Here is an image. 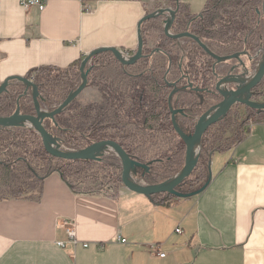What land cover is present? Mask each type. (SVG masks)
<instances>
[{
	"label": "crops",
	"instance_id": "1",
	"mask_svg": "<svg viewBox=\"0 0 264 264\" xmlns=\"http://www.w3.org/2000/svg\"><path fill=\"white\" fill-rule=\"evenodd\" d=\"M208 4L48 0L39 11L25 8L20 0H0V85L11 76L66 71L102 48L132 56L144 17L180 7L184 13L175 27L182 30L186 15L198 16ZM162 20L142 24L144 54L151 58L164 36ZM255 47L241 52V62L236 59L244 73L256 69ZM94 62L95 57L87 68ZM225 62L216 65L223 77L233 72ZM184 63L186 67V58ZM197 110L192 115L199 116ZM188 117L179 114L178 119ZM246 126L231 147L204 153L211 180L195 196L148 197L121 184L114 190L82 191L52 172L45 176L41 194L0 200V264H264V112L254 114ZM182 187L184 192L199 189L188 183ZM66 222L74 227L77 243Z\"/></svg>",
	"mask_w": 264,
	"mask_h": 264
},
{
	"label": "trees",
	"instance_id": "2",
	"mask_svg": "<svg viewBox=\"0 0 264 264\" xmlns=\"http://www.w3.org/2000/svg\"><path fill=\"white\" fill-rule=\"evenodd\" d=\"M211 1L209 0L206 9H209ZM259 2V0H236L230 4L231 9L221 16L205 17L204 20L199 21L191 20L189 31L198 35L211 50L219 55L229 56L243 51L250 52L257 42L259 45L261 43L264 45V41L262 42L264 36L261 35L264 31L263 26L261 27L262 16L258 12L261 9ZM183 13L184 11L179 7L176 20ZM186 16L190 18V15ZM218 26L219 28H216ZM173 31L179 32L175 26ZM161 46L163 54L160 58L152 60L142 58L135 63V65L143 64L144 71L126 87L116 84V81H98L92 78L98 69L118 62L110 52L95 55L87 86L97 87L102 100L82 106L75 99L55 117V121L47 119L46 127L58 143L72 149H83L96 141L114 139L131 156L142 162L145 158L136 155V147L132 143L137 140L131 141V138L149 137L151 144L165 140L167 153H160L152 158V161L157 163V169L176 166V163L180 161L181 145L184 148L185 143L172 124L168 104L169 94L173 89L171 81L180 78L182 74L186 75L195 86H206L213 91L216 86V77L212 70L217 61L195 41H191L189 51L187 50L189 61L183 70L178 71L179 55L174 50L176 40L164 36ZM102 57H104L103 60H101ZM81 62L82 60L66 71L45 69L28 76L39 86L42 105L51 104L54 98L62 97L64 101L79 86L81 73L76 67L79 68ZM122 67L129 68L131 65ZM56 79L63 81L64 90L56 92V89L52 87V81ZM252 92L253 101L264 102V79ZM10 99L11 96H7L6 93L0 96V116L10 111ZM242 107L244 110L242 113L236 112L235 130H229L231 123L228 118L231 112L207 130L201 141L202 149L198 165L184 183L191 184L196 189L204 185L208 177L209 162L203 158L204 153L231 147L246 132V122L254 114L264 112V110H254L247 106ZM190 109L191 107L185 108L186 111ZM179 125L186 132L194 129L193 125L188 128L180 122ZM160 137L162 138L157 141ZM94 164L99 165L102 171L106 172L107 178H110L108 182H113L114 185L121 183V168L116 171L112 165H108L103 160L68 161L51 156L45 150L40 135L34 129L27 127L0 129V169L7 168L11 180L9 195L3 196L0 200L41 194L45 176L52 172H60L70 183L74 181L83 184L89 177L85 174V169ZM73 176L75 180H71ZM98 177V174L94 173V178ZM78 189L91 191L92 188ZM160 195L164 194L153 197Z\"/></svg>",
	"mask_w": 264,
	"mask_h": 264
},
{
	"label": "water",
	"instance_id": "3",
	"mask_svg": "<svg viewBox=\"0 0 264 264\" xmlns=\"http://www.w3.org/2000/svg\"><path fill=\"white\" fill-rule=\"evenodd\" d=\"M179 11V7L176 9L168 8V9H160L156 13L148 15L144 17L138 26L139 32V45L136 53L130 58H127L123 55V52L115 47L111 48H102L93 51L88 54L81 62L80 65V73H81V82L79 86L55 109L51 111H46L41 107L39 103V86L33 80L28 77L23 76H11L5 79V81L0 85V96L4 93L9 92L8 88L13 81H17L20 84L25 86L24 92L20 95L16 100V108L13 112L7 115L0 116V129L4 128H15V127H30L40 135L42 139V143L44 145L45 150L51 156L68 160H96L101 161V154L107 148H112L119 155L122 166H121V183L129 190L146 195L148 197H153L159 194H169L171 196L177 198H187L191 196H195L201 193L208 183L211 180V174L209 175L207 181L202 185L199 189L184 192L180 189V187L184 184L186 179L190 177L193 171L196 169L202 149V138L207 130L220 120L224 119L235 106H247L254 110H264V102H256L251 99L252 91L262 82L264 79V47H263V56L259 65L254 70L252 76L250 78L239 77L233 75H227L221 77L216 82V87L214 91L215 96H219L221 100L206 112H204L195 123L194 129L191 132H186L177 120V114H182L184 116H188L187 113L184 112L183 109H175L172 106V96L175 93L173 91L169 96V105L172 113V123L175 131L179 135V137L185 143V157H184V166L182 169L172 178L161 181L154 182L151 184H143L137 182L132 175V171L137 172L138 170H142V176L145 177L146 173H150L151 164L143 163L138 159L131 156L126 149L116 140L114 139H103L100 141H96L89 146L79 149V150H63L61 145L58 143L57 139L51 134V132L47 129L45 121L47 119H51L55 121V117L61 113L73 100L77 99L78 96L83 92V90L88 85V77L91 71V67L87 66L93 60L94 56L103 53L110 52L113 56L123 65H133L140 59L144 58L146 55L144 54V38L142 34V24L151 18L164 17L165 18V27L164 33L166 36L171 37L173 39H181L183 37H189L195 40L200 46H202L206 51L213 56L217 63L230 61L234 59H238L241 62L240 54L236 53L229 56H220L213 52H211L208 47L201 41V39L189 32L184 31L181 33H172L171 27L173 22L177 18V14ZM259 14L264 19V0L261 2V9L258 10ZM168 14L171 15V18L168 17ZM244 65H240L242 67ZM215 68V67H214ZM234 69V68H233ZM232 69V70H233ZM233 83L235 86L233 88H227L228 84ZM176 85V83H173ZM190 84L185 86L183 89L188 87H192ZM31 93L34 100V112H22L21 111V103L20 99L23 96H27ZM28 124V125H27ZM199 146V150L197 151V147ZM138 171V172H139Z\"/></svg>",
	"mask_w": 264,
	"mask_h": 264
},
{
	"label": "rangeland",
	"instance_id": "4",
	"mask_svg": "<svg viewBox=\"0 0 264 264\" xmlns=\"http://www.w3.org/2000/svg\"><path fill=\"white\" fill-rule=\"evenodd\" d=\"M173 1V0H171ZM236 0H212L210 5H209V9L206 11V13L203 15L204 19L205 17H211V16H221L225 13V11H229L231 9L230 4L234 3ZM260 2H262V0H259ZM258 3L260 8H261V3ZM169 8H173V7H169ZM161 18V17H160ZM162 24L165 27V18L162 17ZM263 26L264 29V19L262 17V22H261V27ZM216 28H219L216 27ZM261 35L264 36V31L261 33ZM188 40L186 38H183V40L181 39L179 41V44L182 46L184 45ZM264 41V37L262 42ZM259 46V45H258ZM259 47H264V45L261 43V45ZM174 50H176V48H174ZM252 52V51H250ZM225 55H223L222 57H224ZM241 57L243 58L242 55H240V59ZM119 62V61H118ZM223 63V62H220ZM224 64H228V69H233V72H230L231 75L233 76H239V77H246V78H250L254 72V70L251 71H245V73L243 72V70L240 68V65H238L237 60H228L227 62H225ZM221 65V64H219ZM142 65H134V67L130 68L131 70L127 69V68H121L119 66V64H114V65H109V66H105L103 68H100L93 76V78L95 80L98 81H113L116 84L119 85H126L125 81H126V73L124 72L125 70H127L129 73H133V72H137L139 70H141ZM229 74V73H228ZM54 79V78H53ZM63 81H60L59 79L53 80L52 81V87H54L56 89V92L59 90H64L65 86L62 85ZM235 85L233 83L228 84L227 88H233ZM19 89L21 87V84L18 82H12L9 86V92L6 93L7 96L10 97V92L12 91V89L14 88ZM100 91H98L97 87L95 86H88V88H86L85 90H83V92L78 96L77 100L78 102L82 105L85 106L90 102H94L95 99L98 97H101ZM31 95V93H30ZM4 97H6L4 95ZM182 96H178V98H181ZM186 101L187 99H189L188 97H185ZM32 99V97H31ZM53 102L49 105H42L41 107L46 110H52L54 109L56 106H59L60 103L63 101L62 97L60 98H54L52 100ZM101 101V100H99ZM31 103V102H30ZM212 104V106L216 105L217 103L215 101H211L210 102ZM9 106H10V111L7 114H10L11 112H13L15 108V104H14V99H10L9 101ZM211 106V107H212ZM203 107V106H202ZM210 107V108H211ZM209 108V109H210ZM195 109V108H194ZM202 109V108H201ZM206 110V109H205ZM208 110V109H207ZM206 110V111H207ZM237 111H240L241 113L244 111L242 106H235L232 111H231V115L228 118L230 124V128L229 130H235L236 129V115H237ZM205 111H199L198 115H202ZM189 117V120L192 121H197L199 116H195L192 115V112H187ZM3 116V115H2ZM185 119V118H184ZM242 119V118H241ZM229 124V123H228ZM162 137L158 138L157 141H159V139H161ZM131 141L133 140H137L136 142H132L135 145V153L137 156H141L144 157L145 159L142 160V162L144 161V163H149L152 161V158L156 157L157 155H159L160 153L164 152L165 154L167 153V147L166 146V141L162 140L160 142H155L154 144H151V140L149 137L146 138H140V137H134L130 139ZM183 146L181 145V150H180V161H178L176 163V166L174 167H162L161 169H157V163H153L151 165V170L150 173H146V176L143 177L142 176V170H138L137 172L132 171V175L133 178L139 182V183H143V184H148L151 182H161L167 179L172 178L173 176H175L177 174V172L184 166V157H185V146L184 148H182ZM61 148L63 150H79V149H72V148H68L66 146H61ZM102 160L107 163L108 165H112L113 168L116 169V171H119L121 166H122V162L121 159L119 157V155L117 154L116 151H114L112 148H107L106 150L103 151V153L100 155ZM142 159V158H141ZM165 169V170H164ZM105 171V170H104ZM94 173L98 174V178H94ZM85 174L89 175V177L87 178V180L81 184V183H77L72 181V183L74 185H76L78 188H92V190L95 189H109V190H114L115 188V183L113 182H108V180L110 181V178H107L108 175H106V172H103L101 167H99V165H92L91 167L89 166V168L85 169ZM121 175V172H120ZM75 180V177L73 176L71 178V180ZM96 179V180H95ZM121 185H123L122 183H120ZM124 186V185H123ZM11 187V180H10V172L7 168L5 169H0V199L3 198V196L5 195H9V188ZM177 198V197H176Z\"/></svg>",
	"mask_w": 264,
	"mask_h": 264
},
{
	"label": "flooded vegetation",
	"instance_id": "5",
	"mask_svg": "<svg viewBox=\"0 0 264 264\" xmlns=\"http://www.w3.org/2000/svg\"><path fill=\"white\" fill-rule=\"evenodd\" d=\"M208 9H205V11L202 13V14H200V15H198V16H195V17H191L190 16V18H188V23H187V26H186V28L184 27V29H178V33H181V32H184V31H189V26H190V23L192 22V21H199V20H204V19H202L203 18V15L206 13V11H207ZM192 20V21H191ZM177 20H175L174 22H173V25H172V27H171V32L172 33H177V32H175V31H173V26H175L176 24H175V22H176ZM190 32V31H189ZM192 33V32H191ZM194 34V33H193ZM196 35V34H195ZM164 36H166L165 35V33H164ZM163 36V37H164ZM198 36V35H197ZM199 37V36H198ZM183 38H186L188 41L184 44V45H180L179 44V41L182 39L183 40ZM183 38H181V39H174V40H176V46H175V48H176V53L179 55V64H178V67H177V70L179 71V70H183V68H185V63H184V59L186 58V62H188L189 61V57H188V49H189V45H190V43H191V41H195V40H193V39H191V38H189V37H183ZM200 38V37H199ZM201 39V38H200ZM201 41L203 42V40L201 39ZM161 42H162V39H161V41L160 42H158V45L156 46V49L158 50V52H155L154 54H155V56L153 57V58H151L152 56H148V55H150L151 53H147L148 55H146V56H148V57H144V58H147V59H158V58H160L161 57V54H163V47L161 46ZM196 42V41H195ZM197 43V42H196ZM207 47H208V49L211 51V52H213V53H215V54H217V55H219L218 53H216L215 51H213V50H211L210 48H209V46L205 43V42H203ZM198 44V43H197ZM199 45V44H198ZM200 46V45H199ZM256 47H255V49H254V51L259 47L258 46V42H257V44L255 45ZM202 47V46H201ZM203 48V47H202ZM204 49V48H203ZM188 50V51H187ZM205 50V49H204ZM206 51V50H205ZM254 51H253V53H254ZM153 52V51H152ZM208 52V51H207ZM209 53V52H208ZM210 54V53H209ZM221 56H223V54H220ZM254 55V54H253ZM140 61V60H139ZM138 62V61H137ZM136 62V63H137ZM256 62H257V60H256ZM217 64H219V63H217ZM216 64V65H217ZM134 65L135 64H133V65H131V67H129V68H127V69H129V70H131L130 68H132V67H134ZM139 66L140 65H142V68H141V70H139V71H137V72H133V73H129L127 70H125L124 72L126 73V81H125V83H126V85H125V87L126 86H128L129 84H131L134 80H136V78H137V76H141V74L143 73V64H141V63H139L138 64ZM216 65H215V68H213V70H212V73H213V75L216 77V82H217V80L218 79H220L221 77H223V76H220L219 75V73H218V71H217V69H216ZM93 66V65H92ZM92 66H90L91 67V69H92ZM103 68V67H102ZM99 70V69H98ZM181 76H180V78L178 77V78H176V79H173V81H171V85L173 86V89H172V91H171V93L173 92V91H175V93L173 94V96H172V101H171V103H172V106L174 105V106H176V108L175 109H183L184 110V112L185 113H187V112H194L193 111V109L195 108H197L198 110L196 111L197 113L199 112V111H205L206 112V110L207 109H209L211 106H212V104L210 103L211 102V100H213V101H215L216 103L217 102H219L220 100H221V98L219 97V96H215L214 94V90H215V88H214V90L212 91L210 88H208V87H206V86H203V87H197V86H195L191 81H190V79L186 76V75H182V74H180ZM36 83V82H35ZM173 83H176V85H174ZM190 84H192L193 86L190 88V87H188V88H186V89H183L185 86H188V85H190ZM216 87V86H215ZM24 89H25V86L24 85H22L21 84V87L18 89V90H16L15 92L13 91L12 92V95H13V98H15V100H14V104H15V108H16V100H17V98L20 96V95H22L23 94V92H24ZM170 93V94H171ZM170 94H169V96H170ZM211 94H213V96L211 95ZM100 95H101V93H100ZM183 95V97H181V98H178V96H182ZM31 97H32V95H27V96H23L21 99H20V103H21V111L22 112H30V113H33L34 112V100H33V97H32V99H31ZM185 97H188L189 99H187V101L185 100L186 98ZM38 100H39V103L41 104V106H42V104H43V102H42V99H41V96H40V94H39V96H38ZM100 100H102V95H101V97H100ZM31 102V103H30ZM53 102V101H52ZM51 102V103H52ZM96 102H98V101H96ZM62 103V102H61ZM60 103V104H61ZM168 104H169V98H168ZM174 106H173V108H174ZM203 106V107H202ZM58 106H56L55 108H57ZM191 107V109L189 110V111H186L185 110V108H190ZM54 108V109H55ZM169 108H170V105H169ZM202 108V109H201ZM206 109V110H205ZM53 110V109H52ZM171 110V109H170ZM49 111H51V110H49ZM188 115V114H187ZM178 116H179V114H177V120L180 122V123H182L183 124V126L184 127H190L191 125H193V126H195V123H196V121H192V120H189V117L187 118V119H184V121H182V120H179L178 119ZM187 117V116H186ZM200 117V116H199ZM198 117V118H199ZM171 119H172V113H171ZM198 120V119H197ZM173 124V123H172ZM28 125V124H27ZM27 128H30V127H27ZM30 129H32V128H30ZM180 189L181 190H183V187L181 186L180 187Z\"/></svg>",
	"mask_w": 264,
	"mask_h": 264
},
{
	"label": "built area",
	"instance_id": "6",
	"mask_svg": "<svg viewBox=\"0 0 264 264\" xmlns=\"http://www.w3.org/2000/svg\"><path fill=\"white\" fill-rule=\"evenodd\" d=\"M48 0H20V3L25 7V8H31V7H37L39 9V11H43L46 7V3H47ZM82 1H89V0H82ZM86 10L88 11L89 8H86ZM168 17L171 18V15L168 14ZM255 53H256V59H257V65L256 67L259 65V63L261 62L262 60V56H263V47H258L256 50H255ZM123 55L127 58H130V56L127 54V53H124L123 52ZM151 183H154V182H151ZM151 183H148V184H151ZM69 226L67 228V232H68V235L70 237V239L74 242V243H77V240H76V231L74 229V227H72L70 224V222H66ZM177 232H180L181 233V229L180 228H177L176 229ZM59 245H63L62 242H58ZM85 246H88V244H84ZM159 256L161 257H165V253H162V252H159L158 253Z\"/></svg>",
	"mask_w": 264,
	"mask_h": 264
},
{
	"label": "bare ground",
	"instance_id": "7",
	"mask_svg": "<svg viewBox=\"0 0 264 264\" xmlns=\"http://www.w3.org/2000/svg\"><path fill=\"white\" fill-rule=\"evenodd\" d=\"M197 151L199 150V146L197 147V149H196Z\"/></svg>",
	"mask_w": 264,
	"mask_h": 264
}]
</instances>
